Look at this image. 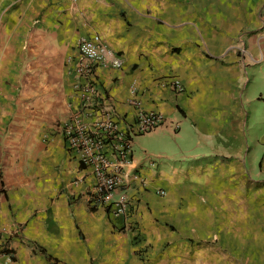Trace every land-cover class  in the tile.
I'll use <instances>...</instances> for the list:
<instances>
[{
	"label": "crops",
	"instance_id": "crops-1",
	"mask_svg": "<svg viewBox=\"0 0 264 264\" xmlns=\"http://www.w3.org/2000/svg\"><path fill=\"white\" fill-rule=\"evenodd\" d=\"M91 35L104 47L92 81L117 128L138 109L164 118L132 139L127 170L143 182L124 191L129 217L114 213L121 192L110 208L91 205L92 177L54 130L79 105L77 43ZM261 83L264 0H0V243L10 264H165L167 242L219 237L222 220L251 230L258 218L264 230Z\"/></svg>",
	"mask_w": 264,
	"mask_h": 264
},
{
	"label": "built area",
	"instance_id": "built-area-1",
	"mask_svg": "<svg viewBox=\"0 0 264 264\" xmlns=\"http://www.w3.org/2000/svg\"><path fill=\"white\" fill-rule=\"evenodd\" d=\"M77 53L79 60L74 73L78 80L73 88L79 97V105L64 117L58 118L54 130L61 136L65 149L92 177L89 191L91 205L110 208L113 195L121 192L122 198L116 202L114 213L129 217L133 205L125 201L124 191L132 180L143 182L139 174L127 170L132 162V139L136 135L156 130L163 124L164 118L160 113L138 109L133 122L124 131H120L110 107L105 105L106 97L92 81L94 66L103 62L104 47L100 38L97 35L80 37ZM111 64L118 66L119 60L112 58ZM169 86L175 93L184 90L176 79H171ZM131 103L136 104L134 101ZM95 113L99 115L93 121H88ZM158 193L162 195L164 191L158 190ZM128 223L136 243H139L142 237L136 225ZM12 262V252L0 243V264Z\"/></svg>",
	"mask_w": 264,
	"mask_h": 264
},
{
	"label": "rangeland",
	"instance_id": "rangeland-1",
	"mask_svg": "<svg viewBox=\"0 0 264 264\" xmlns=\"http://www.w3.org/2000/svg\"><path fill=\"white\" fill-rule=\"evenodd\" d=\"M191 3V1H190ZM253 92L256 96L261 93V101L264 102V85L256 84ZM57 119L54 122V126ZM252 132L258 134L260 125L251 123ZM262 221L258 218L252 220L249 227L230 226L229 221L221 222V235L206 238L179 237L167 242L163 249L165 252V264H264V235L261 229ZM175 229L174 227L172 230ZM251 232L244 235V231ZM143 239V238H142ZM140 239L135 245L140 256H144L142 247L144 240ZM249 240L251 246L248 245ZM247 244V246H245ZM247 248V249H246ZM251 248L252 250L249 251ZM56 261V260H55Z\"/></svg>",
	"mask_w": 264,
	"mask_h": 264
},
{
	"label": "trees",
	"instance_id": "trees-1",
	"mask_svg": "<svg viewBox=\"0 0 264 264\" xmlns=\"http://www.w3.org/2000/svg\"><path fill=\"white\" fill-rule=\"evenodd\" d=\"M50 259V257H48Z\"/></svg>",
	"mask_w": 264,
	"mask_h": 264
}]
</instances>
